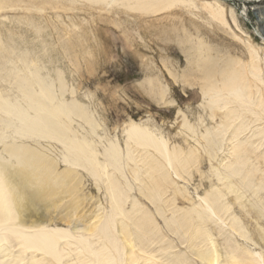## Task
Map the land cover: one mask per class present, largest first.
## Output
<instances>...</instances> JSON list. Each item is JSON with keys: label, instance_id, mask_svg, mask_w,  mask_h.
I'll use <instances>...</instances> for the list:
<instances>
[{"label": "bare ground", "instance_id": "obj_1", "mask_svg": "<svg viewBox=\"0 0 264 264\" xmlns=\"http://www.w3.org/2000/svg\"><path fill=\"white\" fill-rule=\"evenodd\" d=\"M204 1L228 25L218 0ZM138 5L153 11L161 3ZM9 6L0 0V11ZM231 18L242 25L234 11ZM12 37L0 34V264H264V251L249 245L264 244V227L250 234L233 209L264 218V51L248 42L244 62L193 48L188 75L199 79L208 123L199 134L177 115L214 178L203 195L195 189L196 201L178 181L193 180L197 147H170L150 122L128 123L125 146L99 136L89 109L66 99L65 74L53 78L43 57ZM148 83L157 106L175 105ZM87 177L104 192L107 212L85 193Z\"/></svg>", "mask_w": 264, "mask_h": 264}, {"label": "rangeland", "instance_id": "obj_2", "mask_svg": "<svg viewBox=\"0 0 264 264\" xmlns=\"http://www.w3.org/2000/svg\"><path fill=\"white\" fill-rule=\"evenodd\" d=\"M3 1L10 4L0 11V34L4 41L13 36L12 40L20 43L22 50L21 46H25L36 58L43 57L52 75L59 70L65 74L69 91L66 99L74 97L89 109L100 125L99 136L116 138L125 146L123 130L128 123L150 122L170 147H181L186 152L196 147L199 150L202 159L190 169L193 180L178 181L179 186L188 188L196 201L198 194L211 189L212 164L194 143L195 139L192 140L191 132L183 127V116L177 115L181 110L199 128V134L208 123L199 79L188 75L189 59L194 55L193 48L200 44L220 57L244 62L249 61L248 42L258 51H264V31L259 25L263 21L264 1L218 0L225 11L226 26L205 8V4L214 5L213 1L196 0L193 4L159 0L161 5L153 11L142 10L138 4L158 0ZM231 11L242 25L234 24ZM9 43L12 44L10 40ZM149 81L166 89L168 101L175 105L157 106L151 99L154 94L150 92ZM77 124L74 123L75 127ZM85 184V193L100 199L99 213L107 212L104 192L98 191L89 177ZM178 206L186 208L191 204L184 202ZM233 209L250 234L255 236L257 229L264 227V218L259 223L254 213L242 211L236 203ZM256 242L259 245L249 243L252 249L264 251V244ZM185 249L178 245V250ZM36 257L42 258L41 254ZM192 259L200 264L196 258ZM154 261L149 264H166Z\"/></svg>", "mask_w": 264, "mask_h": 264}]
</instances>
